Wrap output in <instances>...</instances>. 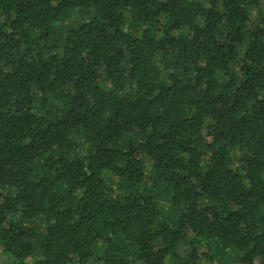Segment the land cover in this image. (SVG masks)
<instances>
[{"label":"trees","instance_id":"16d2710c","mask_svg":"<svg viewBox=\"0 0 264 264\" xmlns=\"http://www.w3.org/2000/svg\"><path fill=\"white\" fill-rule=\"evenodd\" d=\"M0 247L264 264V0H0Z\"/></svg>","mask_w":264,"mask_h":264},{"label":"rangeland","instance_id":"374dc122","mask_svg":"<svg viewBox=\"0 0 264 264\" xmlns=\"http://www.w3.org/2000/svg\"><path fill=\"white\" fill-rule=\"evenodd\" d=\"M33 259H30L26 264H31ZM0 264H16V260L13 256L4 252L3 248L0 247Z\"/></svg>","mask_w":264,"mask_h":264}]
</instances>
